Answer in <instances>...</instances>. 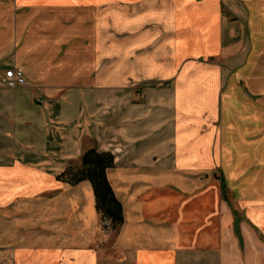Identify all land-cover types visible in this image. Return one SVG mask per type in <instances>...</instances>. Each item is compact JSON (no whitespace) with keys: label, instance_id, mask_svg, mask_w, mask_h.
<instances>
[{"label":"crops","instance_id":"1","mask_svg":"<svg viewBox=\"0 0 264 264\" xmlns=\"http://www.w3.org/2000/svg\"><path fill=\"white\" fill-rule=\"evenodd\" d=\"M111 1L0 0V79L26 83L0 86V264H264L255 1ZM90 150L114 157L111 244L90 183L56 180Z\"/></svg>","mask_w":264,"mask_h":264},{"label":"trees","instance_id":"2","mask_svg":"<svg viewBox=\"0 0 264 264\" xmlns=\"http://www.w3.org/2000/svg\"><path fill=\"white\" fill-rule=\"evenodd\" d=\"M113 168L114 157L110 153L90 150L84 153L79 164H70L57 176L56 180L72 187L83 182L90 183L95 198L96 212L101 221L106 223L105 228L117 233L124 218L122 206L107 179V171Z\"/></svg>","mask_w":264,"mask_h":264},{"label":"rangeland","instance_id":"3","mask_svg":"<svg viewBox=\"0 0 264 264\" xmlns=\"http://www.w3.org/2000/svg\"><path fill=\"white\" fill-rule=\"evenodd\" d=\"M255 2H246L244 5H245V9H246V19L247 21L249 20H254L256 21V24H257V27L254 28V29H251V33L253 34V36H256L257 40L255 39V43L257 42L256 44V49H259L258 51L262 52V53H259V54H262L264 55V0H254ZM260 3H259V2ZM132 5L136 4V2L134 3H131ZM234 4H238V1L235 0L234 1ZM106 8H112V10L116 11L117 9L121 10L122 9V4H121V1L120 0H112L110 2V4L106 7L102 6L101 7V11L104 12V10ZM118 10V12H112V16L109 18V16H107L104 20V24L106 26H104V29H107L108 31L110 30L109 29V22H112V28H111V31L110 32H106L104 33L102 36H105L108 35V38L113 41V42H116L120 40L121 38V29H120V25L122 23V15L120 14V11ZM132 10V9H131ZM106 11V10H105ZM109 11V10H107ZM242 12H244V14L242 15V17L245 15V10H243ZM252 13H256V15L254 16ZM226 18H232L230 15H228L227 13H224ZM244 18V17H243ZM103 29V30H104ZM259 38H258V37ZM109 39L107 41H109ZM251 44V47L255 46L254 44ZM250 46V44H248ZM254 48V47H253ZM258 63H261L260 61H257ZM115 94V92H114ZM98 97L99 99L103 98V96H101V93L98 94ZM221 193H222V198H223V201L225 202V204L227 206L230 205L233 206V203H234V197H233V194L232 192L230 191H226V189L223 187V185H221ZM223 189H225V191H223ZM106 223H103L101 221V224H100V228L103 230V229H106ZM115 233L113 232L112 233V238H110V244L113 242V238ZM111 236V235H110ZM111 248L112 247H104L105 250L107 251H111ZM109 253V252H108ZM110 254L114 255L115 257H117V252L116 251H113V252H110Z\"/></svg>","mask_w":264,"mask_h":264},{"label":"built area","instance_id":"4","mask_svg":"<svg viewBox=\"0 0 264 264\" xmlns=\"http://www.w3.org/2000/svg\"><path fill=\"white\" fill-rule=\"evenodd\" d=\"M2 85L11 88H16L19 86H25L26 83L22 79L17 78L13 70H8L5 72L4 79H0V86Z\"/></svg>","mask_w":264,"mask_h":264}]
</instances>
